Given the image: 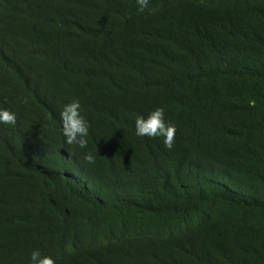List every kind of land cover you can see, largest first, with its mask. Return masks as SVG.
<instances>
[{"label":"trees","instance_id":"1","mask_svg":"<svg viewBox=\"0 0 264 264\" xmlns=\"http://www.w3.org/2000/svg\"><path fill=\"white\" fill-rule=\"evenodd\" d=\"M0 108V264H264V0H0Z\"/></svg>","mask_w":264,"mask_h":264},{"label":"clouds","instance_id":"2","mask_svg":"<svg viewBox=\"0 0 264 264\" xmlns=\"http://www.w3.org/2000/svg\"><path fill=\"white\" fill-rule=\"evenodd\" d=\"M151 0H136L138 12L144 13L149 9ZM26 102V101H25ZM60 122L65 143L76 145L80 149L88 146L89 122L81 114V104L74 99L63 105L60 111ZM17 114L8 108H0V124L15 126ZM135 135L138 137L163 138L166 148L173 147L176 128L175 125L165 120V113L162 107L149 111L146 115H137L134 120ZM84 159L88 163H94L95 157L92 152H86ZM29 264H55V261L47 255L35 249L29 257Z\"/></svg>","mask_w":264,"mask_h":264}]
</instances>
